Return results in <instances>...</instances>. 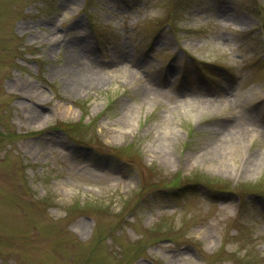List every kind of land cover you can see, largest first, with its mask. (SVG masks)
Here are the masks:
<instances>
[{"label":"rangeland","instance_id":"374dc122","mask_svg":"<svg viewBox=\"0 0 264 264\" xmlns=\"http://www.w3.org/2000/svg\"><path fill=\"white\" fill-rule=\"evenodd\" d=\"M0 264H264V0H0Z\"/></svg>","mask_w":264,"mask_h":264},{"label":"bare ground","instance_id":"6f19581e","mask_svg":"<svg viewBox=\"0 0 264 264\" xmlns=\"http://www.w3.org/2000/svg\"><path fill=\"white\" fill-rule=\"evenodd\" d=\"M251 126V123L247 120H237L228 125V132L232 134H242L246 132Z\"/></svg>","mask_w":264,"mask_h":264},{"label":"trees","instance_id":"16d2710c","mask_svg":"<svg viewBox=\"0 0 264 264\" xmlns=\"http://www.w3.org/2000/svg\"><path fill=\"white\" fill-rule=\"evenodd\" d=\"M59 123V127H61V126H63L64 127V132L65 133H67V134H69L68 132H70L71 130V128L72 127H76L75 125H74V123H69V122H61V121H59L58 122ZM72 138V137H71ZM73 141H74V144H77V145H81V146H85V147H88V146H90V145H88L89 143H87V142H84V141H82L81 139H76V138H73Z\"/></svg>","mask_w":264,"mask_h":264}]
</instances>
